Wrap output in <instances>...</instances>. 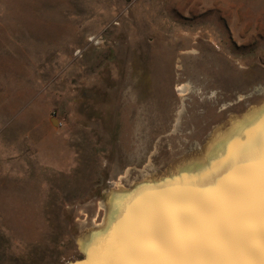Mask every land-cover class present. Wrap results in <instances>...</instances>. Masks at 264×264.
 <instances>
[{
	"label": "rangeland",
	"instance_id": "1",
	"mask_svg": "<svg viewBox=\"0 0 264 264\" xmlns=\"http://www.w3.org/2000/svg\"><path fill=\"white\" fill-rule=\"evenodd\" d=\"M263 103L264 0H0V264L82 258L109 192Z\"/></svg>",
	"mask_w": 264,
	"mask_h": 264
},
{
	"label": "snow or ice",
	"instance_id": "2",
	"mask_svg": "<svg viewBox=\"0 0 264 264\" xmlns=\"http://www.w3.org/2000/svg\"><path fill=\"white\" fill-rule=\"evenodd\" d=\"M233 142L215 177H184L155 203L125 208L118 232L97 234L89 264H264V114Z\"/></svg>",
	"mask_w": 264,
	"mask_h": 264
},
{
	"label": "water",
	"instance_id": "3",
	"mask_svg": "<svg viewBox=\"0 0 264 264\" xmlns=\"http://www.w3.org/2000/svg\"><path fill=\"white\" fill-rule=\"evenodd\" d=\"M262 114H264V103L260 108L253 109L242 118L233 121L225 131H218L215 135V139L204 146V159L197 157L194 161L182 166L176 174H170L167 177H162L154 181L140 183L131 190L121 189L109 192V195L106 198V216L103 226L94 228L78 240L77 245L82 253V258L67 264H89V261L92 258L89 257L87 251L88 243L95 237V234L97 235L98 233L106 232L107 229H111V232L113 233L118 232L121 222L125 216V208L128 204L134 201L149 204L165 199L170 195L171 189H173L177 184H182L184 182V177H201L202 175L207 174L205 179H198L195 181L197 184L206 182L210 175V173L206 172H212L215 164V158L218 154L224 152L227 145L230 144L234 137L241 131V136H244V134L247 133V130L258 129ZM238 142H240V140ZM222 154L225 156L227 161L230 156V152L226 151ZM221 158V163H225V158ZM215 175L216 174L212 172L210 177L214 178ZM120 197L126 202L119 206L118 214L113 218L114 209L112 205L118 198L121 199ZM105 234H107V232Z\"/></svg>",
	"mask_w": 264,
	"mask_h": 264
},
{
	"label": "bare ground",
	"instance_id": "4",
	"mask_svg": "<svg viewBox=\"0 0 264 264\" xmlns=\"http://www.w3.org/2000/svg\"><path fill=\"white\" fill-rule=\"evenodd\" d=\"M179 90H180V91H183V90H184V87H181Z\"/></svg>",
	"mask_w": 264,
	"mask_h": 264
}]
</instances>
